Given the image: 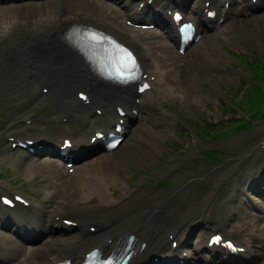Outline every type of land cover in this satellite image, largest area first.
<instances>
[{"label": "bare ground", "instance_id": "obj_1", "mask_svg": "<svg viewBox=\"0 0 264 264\" xmlns=\"http://www.w3.org/2000/svg\"><path fill=\"white\" fill-rule=\"evenodd\" d=\"M32 1L21 0L15 5L5 6L8 9L15 7L18 11L0 15V41L10 39L5 42V46L0 47V75L13 76L14 71L21 67V63L25 64L23 77H21L23 83L14 82L13 84L15 86L13 88L16 91H4L3 95H13L17 91L30 93V89L35 84L41 85L42 81L47 79L49 81V91L46 95H53L51 98L54 99V103L52 104L55 110L54 113L63 112L64 116H68L67 122H72L74 121L72 117L76 116L74 114L78 111L81 115L75 119L83 128L92 124L91 133V129L80 130L77 126H74L72 130H64L67 127L61 122L62 120H54L51 118L48 124L54 125L56 128L51 133V135L54 134L52 136L55 140L54 143H57L63 135L62 140L59 142V145H61L64 138L69 137V133L73 141L72 148L70 149L74 152L73 157L78 160L85 158L88 149H92L93 153L100 152V154H98L99 156L96 160L87 161L75 167L71 185L65 184L63 186L67 176H69L64 171L65 179L61 182L60 186L57 185L58 182L57 184L55 183L54 179L48 183L46 198H48L50 203L46 205L47 208L44 207V212H40L41 221L39 228L42 239L41 244L37 248L29 251L21 241L11 238L12 236L10 234H7L8 236L3 234L5 239L9 237L11 243H1L2 251L5 252L12 249L15 253V251L21 250L24 246L27 249V251L24 250L22 253L26 255L27 263L25 264H54L64 258H69L71 264H80L85 253L90 249L96 247L100 252L105 253L115 246L126 243L127 236L133 234L135 238L131 247L135 250V255L128 264H174V262L180 259L176 258L177 247L174 248L171 246L172 240L170 241V245H167V240L164 239L170 232H173L180 238L181 245L187 251L186 256H180L181 258L185 257L183 264H190L187 263L188 257L196 258L201 252H207L208 255L221 257L222 260L215 259L216 261H221L220 264H230L228 262L229 258L238 260L239 257H231L228 250L224 247L209 245L208 242L213 233L206 237V232H203L196 241H192L189 240V234L193 225H195L194 223L188 224L181 230L176 227L182 217H186V214L193 209L190 206L193 202L187 198V189L183 193L177 191L175 194L162 191L147 193L138 185L135 189H122L118 197L112 196L115 186L126 185L130 187L118 175L119 171L122 169L128 171L130 166L135 162L139 163L142 161V163L146 164L147 159H151V156L154 155V152L151 151L153 147H155L153 149H156V154L162 153V150L153 142L152 138H139L138 135V132L141 130L150 128L146 124H157L154 120L156 111L153 109L156 98L148 100L146 97L148 91L141 94L138 93L136 84L117 86L97 79L89 70L83 57L61 39L77 23L95 25L94 22H97L95 18L85 21L82 14L66 11V8L71 9L72 6L80 1H86L89 4L90 0H68L64 7H56L55 4H51L50 6H46L43 3L35 4ZM52 1L55 2L56 0ZM109 1L111 0H98L99 5L90 6L99 10L102 14L106 12L104 8H108V15L118 21L120 19L124 20L125 17L134 23L140 20L148 21L149 23L157 21L167 33L170 39L169 48L160 49V47L154 46L155 49L163 51L166 57L162 59V63L155 60V68L145 63V71H143V73L147 72L146 70L149 71L146 80L149 79L152 88H155L157 92L163 95H170L172 93L173 85L170 83V78L174 81L178 78L173 71L166 69L169 65L168 61L176 63L178 58L183 60V65H179V67L183 70L182 73L185 83L192 89L197 88L202 80V75L211 69V65L197 50H188L185 51V54H179L174 51L175 47L179 46V35L170 30L173 22L171 17L166 15L170 8L168 5L172 2L185 12L191 4L190 8L192 9V13L188 18L198 23L199 31L203 33L205 43L212 39L213 34H220L221 30L212 32L210 29L216 26V22L222 16L224 21L230 19L229 25L225 27V30L233 29L236 32L238 31L237 34L239 36L241 35L239 38V42L241 43L247 44L251 36L257 33L255 28L251 27L253 18L249 19L243 16L248 12L256 10L250 2H247L248 0H240L242 4L235 7H232V4L239 2L238 0H210L209 5H206L205 2L201 4V0H194L193 3L190 0H152L151 2L145 1L143 5H141V2L144 0H130L126 3L117 0L123 5L122 11L119 7L109 3ZM0 2L4 1L2 0ZM227 2L230 5L228 8L225 7V3ZM214 9H216V16L213 19L207 18L206 12ZM21 11H25L24 16H20ZM146 11H152L151 17H145ZM103 25L106 26V24ZM14 26H17V30L13 34ZM105 26L99 27L104 29L103 27ZM110 28H112L113 32ZM105 30L118 38L122 36V30L114 26L109 25L108 30ZM154 37L159 38L158 41H161L163 35L161 33H154ZM238 45L240 46V44ZM17 60L18 62H16ZM214 65L216 66V64ZM214 67H212V70L215 69ZM151 75H155L153 80H150ZM14 79L18 80L16 76ZM24 83L25 85H23ZM81 89H84L88 98H90L89 103L84 102L78 97ZM191 91L193 92V90ZM30 94H32V97L40 98L42 92L37 91ZM134 97H141L140 102H136ZM119 104L123 105L127 110L125 115L127 122H132L134 119L137 120L135 125H127V134L131 132L133 136L125 140L123 144L122 141L116 149L110 152L102 151L103 147L101 142L97 140L95 143H91V137L94 135L96 128L110 129L112 123L122 117L116 111ZM92 107H100L103 109V112L101 114L93 112ZM137 107L142 108L146 115H142V111L138 114L133 113L132 109ZM40 124H46V121L42 119L39 121L32 120L30 125L23 124L22 126L30 130L31 127L34 126L36 128ZM10 136H13V134ZM37 137L40 139L39 143H46L44 138L41 136ZM28 139H33V137H29ZM261 139L263 140L264 150V138ZM13 140L16 141V139ZM154 140L156 141V139ZM42 149H48L47 145L44 144ZM231 170L238 172L236 168ZM52 172L57 173V171ZM70 186H73V188L70 189ZM208 194H210L209 190H207V196ZM95 196H99V199L95 203H90L95 200ZM141 197L146 198L140 200ZM128 198L132 199L133 202L127 207L111 210L105 213L103 219L90 217L96 212L115 206L117 207ZM153 201H157L155 206L157 210L150 219H146L144 216L145 210L142 206H146ZM186 201L192 204L184 205ZM260 208L262 206L257 203H255V206L244 208L248 212L245 217L249 218V214L256 213L255 210ZM233 209L239 211L238 208ZM37 213L33 212V217ZM213 214L214 210L211 207V202L203 204L201 213L197 216L196 225L206 223ZM44 217H46L49 225L43 222ZM65 218L77 222L80 230L76 233L62 236L61 232L67 231L63 228ZM260 218H264V216H260ZM6 219H9L10 222L14 221V218L10 217ZM15 221H23V219L15 217ZM89 221L95 222V224H91L96 225L95 231L88 229ZM29 223L34 227L36 221L31 219ZM54 224H57L55 230L51 227ZM232 226L239 229L240 231L238 232L248 229L246 224L241 220V216H239V222ZM262 228L264 229V223L262 224ZM248 234L249 236L247 238L243 236L244 240L242 243H237V245L245 247V251L241 254L243 258L240 260V264H243L247 258H251L250 256L258 258L261 254L260 247H262V244L259 245L257 243V238L254 236V233L249 232ZM48 237L50 238L48 239ZM263 241L264 239H261V242ZM143 242L145 243V247L142 248L141 245ZM155 257L156 259H153V262H151L150 259ZM193 264L219 263L209 258H196Z\"/></svg>", "mask_w": 264, "mask_h": 264}, {"label": "rangeland", "instance_id": "obj_2", "mask_svg": "<svg viewBox=\"0 0 264 264\" xmlns=\"http://www.w3.org/2000/svg\"><path fill=\"white\" fill-rule=\"evenodd\" d=\"M67 1L68 0H56L55 2L52 0H33L32 2L35 4L43 3L46 6L55 4L56 7H64ZM12 2L15 3V0ZM12 2L8 1L5 4H0V15L3 13L8 14L18 11V9L15 7H11L10 9L6 8L8 7L7 4ZM95 3L97 4V2ZM109 3H111V1H109ZM66 11L74 13L78 12L82 14L85 21L95 18L97 20V22H94L96 25L105 26L103 24H106L105 28L107 29L109 25L121 29L123 32L122 37L124 38V41L126 40V42L130 45L135 44V42L140 43L137 51L142 59L145 58L146 55H149L148 57H156L157 60L162 62V59L166 57V54L163 51L154 48V44L158 42L159 39L154 37V33H163V31H160L158 28H153L151 30L131 28L128 26L126 20H124V22L122 19L119 21L113 20L110 16L102 14L99 10L90 6V4H88L86 1H80L72 6L71 9L66 8ZM190 12L191 9L188 13ZM24 15L25 11H21L20 16ZM247 17H249V19L253 18L251 21V27H254L257 31L254 36H251L247 44L239 42L241 35L239 36V34H237L238 31L236 32L233 29H230L231 33L233 34L224 32L225 34L220 33L223 36H218V38L214 36L212 38L213 42L210 43V49H207L203 40L192 44L191 49L198 47L196 50L203 52L202 55L207 59L211 67H214V64H216L214 67L215 69L202 75L203 81L201 80L200 84L197 86V92H194L193 89L189 88L188 85L183 83L182 79H184V76L180 70L181 67L179 68V59H177L178 61L171 66L172 71L178 77L176 81L170 78L171 81L175 82H173V86H178V91L176 92L175 96L176 98L174 97L171 99L164 97V95H160L159 99L162 102L168 101L170 103H177L178 105H172V109L174 111L170 112L167 109L159 107L158 104L157 111L162 116L171 115V118L175 119H170L169 121L166 119L169 123L164 120L162 122L166 124L162 123L160 125L154 126L152 129H144L138 132V135L143 138H152L153 142L162 150V153L156 154V149H152L151 151L154 152V156L148 165L142 166L141 164L143 163L139 162L140 167L137 169L140 168L139 170L141 173L138 175H133L136 173L134 171L133 174H131V177L128 179V181L131 182L130 185L132 189L140 184L143 189L151 188L154 189V191L161 190L163 192H168L166 190H170L171 192L173 189L180 191L183 190L187 183L188 188H191V186L194 184L193 190L188 192V196L189 198L192 197L193 200H196V198H200L201 195L199 192L204 188L203 186L207 185L213 190L214 186L217 185L218 187L222 188L219 189V195L221 196L225 193L226 198L231 199V189L225 186L222 181H218V176L219 178L221 176L218 175L215 177L214 174H212L213 171L221 169L224 171L219 173L225 172L222 174L225 175L227 168L229 171L231 169H235L238 163H245L246 169L244 179L245 181H249V179L252 180L257 177L258 171L253 172V169L264 168V160L261 158V154L264 155L263 140L261 139L264 132V118L259 119L257 118V114H253L261 107L263 108L264 112V6L259 8L258 11L247 15ZM228 24L229 20H227L225 26ZM13 28L14 29L12 33L14 34V32L17 30V26H14ZM110 30L112 31V28H110ZM9 40L10 39H7V41ZM151 41H153V44ZM5 42L6 39L0 41V47L5 46ZM164 42H169V39L165 36H163L159 44L161 49L165 48L160 46ZM238 44H240V46ZM176 52L179 53L178 49H176ZM234 52L236 54H234ZM242 56H244V58L246 57L245 59L247 64H243L236 59L242 58ZM143 60L145 61V59ZM146 62L148 63V59H146ZM21 65H23V63H21ZM155 66L152 68H155ZM19 69H21V67H19ZM23 69H25V64ZM23 69L20 71V76H22L24 73ZM16 71H18V69L14 71V76ZM16 77L18 80L14 79L13 83H23L21 81V77ZM45 80L42 81L44 84H46ZM9 82L10 80L7 78V76L0 75V89L2 88L0 90V94L3 93V88L9 86ZM48 82L49 81L47 80V83ZM23 85H25V83ZM38 85L37 90H34L30 93L39 91ZM8 90L16 91V89L13 87H10L5 91ZM191 90H193V92ZM24 93L28 92L17 91L13 95H3L5 99L12 102H5L2 97L0 98V171H3V173H5L8 177L7 179H0V192L7 193V190L3 187L13 189L14 191L23 192L31 201L35 202L34 204H36V206L41 209H45L44 204L47 205L48 203L45 199L43 188L45 189L48 186V183H50V181L53 179L56 184L57 182L58 184L62 182L65 179L63 173L64 170H62L63 167L60 161L49 159L47 154H43L37 159L36 157L28 155L23 151H21L22 153L20 151L15 152V150L10 148L11 143L10 140H8V136H10V134L19 135L23 138L26 136L35 135L33 130H24V127H20V124H18L19 121L23 119V122L29 125L30 123H28V120H31V118H28L30 114L22 116L24 112L17 109V106L24 104V102L28 99V96L21 97V94ZM156 94L157 92L154 89L149 92L148 95L156 96ZM19 97H21V99ZM51 97L52 96H43L42 98L40 97V99L34 103H39V105L38 108L31 113L32 117L46 116L49 111H51L49 112V115L53 112L51 116H55V110L52 106L53 98ZM152 98L153 97L150 99ZM18 100L19 105L13 103L14 101L18 102ZM245 113H249L247 117L253 119V124L255 125L253 128L250 126L247 127V124L242 126L244 123L241 122L243 121L241 118L246 117V115H244ZM58 116L61 118V112L56 114V117ZM209 121H211L210 124H212L210 129L207 128V122ZM47 125L48 124H46V126ZM67 125V130L73 129V125L70 123ZM51 127L52 126H49V130H51ZM52 129L54 128L52 127ZM154 139H156V141ZM209 150L210 152H208ZM211 152L213 153L212 157L210 156ZM96 156L97 154H94L88 159H93ZM85 161L87 160H79L78 163L81 165ZM194 161L195 164H198L199 166L193 167L192 162ZM188 164H191L190 166L193 168L192 170H187ZM52 171H57V173H53ZM200 171L202 174H205L206 172H208V174L211 173L210 175L207 174L205 178H209L210 176L211 178H214L209 181L210 179L205 180L204 177L195 175L192 178L194 180H190L188 174L192 172L196 174V172ZM124 173L125 172L122 171L119 172L118 175L125 179L127 174L126 176H123ZM69 177L71 176H67L65 184L71 185L72 182ZM166 177H169L175 182L174 187L166 189L156 184L151 186L153 182ZM28 180L31 184L27 183ZM122 188H126L125 185L119 189H116V194L121 193ZM212 190H209L210 194L213 193L214 190ZM114 191L115 188L113 192ZM203 194L206 195L207 191L205 190ZM238 195L239 192L237 196ZM213 198L214 197H210L203 200H209ZM144 199V197L140 198V200ZM131 202H133L132 199L128 200L126 203L118 205L116 209H123ZM190 203L191 202L186 201L184 205H189ZM255 203L260 205L258 199H256ZM190 206L193 207V204ZM230 207L231 212L237 216H241V214L245 211L244 207L241 206L237 207V205H230L229 208ZM233 208H238L239 211H235ZM188 214H186V216ZM93 217H96V215ZM97 217L103 218L104 214L99 213L97 214ZM227 221L228 222L220 223L222 227L220 231L226 234L230 229V225H232L231 223H234V221ZM258 222L256 223L257 227H259ZM238 231L240 230L236 229L234 235H232L236 238V240L237 238L241 239L244 236L242 231V233ZM0 234L2 235H0V254H3V256L7 259L10 250L5 252L2 251L1 243H7L5 236L8 234V232L0 231ZM3 234H5V236H3ZM256 237L259 238L262 237V235L256 234ZM39 244L40 243L26 245L33 247L38 246ZM24 250L25 248H22L20 253L22 254ZM258 258L259 259L257 263H254V259L253 263H251L264 264V249ZM25 259V256L22 254L19 261L10 260L6 264H23Z\"/></svg>", "mask_w": 264, "mask_h": 264}, {"label": "trees", "instance_id": "obj_3", "mask_svg": "<svg viewBox=\"0 0 264 264\" xmlns=\"http://www.w3.org/2000/svg\"><path fill=\"white\" fill-rule=\"evenodd\" d=\"M207 128H209V129H210V128H211V126H209V127H207Z\"/></svg>", "mask_w": 264, "mask_h": 264}]
</instances>
